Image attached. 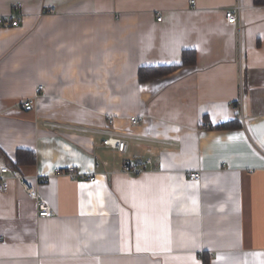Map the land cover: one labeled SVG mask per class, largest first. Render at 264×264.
Segmentation results:
<instances>
[{"label":"crops","instance_id":"crops-1","mask_svg":"<svg viewBox=\"0 0 264 264\" xmlns=\"http://www.w3.org/2000/svg\"><path fill=\"white\" fill-rule=\"evenodd\" d=\"M7 17L20 25L0 30V157L53 215L38 218L6 179L0 264H264V0H0ZM192 50L193 66L137 78ZM110 117L176 146L130 142L122 155L48 127Z\"/></svg>","mask_w":264,"mask_h":264},{"label":"built area","instance_id":"built-area-1","mask_svg":"<svg viewBox=\"0 0 264 264\" xmlns=\"http://www.w3.org/2000/svg\"><path fill=\"white\" fill-rule=\"evenodd\" d=\"M193 3V2H191ZM243 9V7L240 4H236L232 10L225 12L226 22L229 25H235L238 23V15L239 12ZM54 9L50 10V13H53ZM162 19L158 18V21L161 22ZM19 20H13L11 17H7L4 19H0V30L4 28H18L19 26ZM38 89H42L39 87ZM24 107H32L34 104V100L28 99L26 101L22 102ZM107 127L106 128H89V127H82V126H73V125H62L58 123H50L48 124V127L51 129L59 130V131H70L73 133H82L89 137H99L101 139V146L105 149H112L114 151H117L118 153L124 155V153L127 152L128 146L130 142H141L146 144H156L160 146H176V144L172 140H162L158 138H148L145 136L140 135H134L128 132H120L113 128L114 125V119L108 118L106 120ZM132 126H137L140 121L138 118H131L130 119ZM148 162V161H147ZM142 171L140 165L135 164H125L123 167V172L131 174V175H139V173ZM67 176L74 181H81L85 177L82 173L78 172L75 168H69L67 170ZM186 177L188 181L190 182H199L201 180V177L199 173L190 172L186 174ZM8 178H12L16 180L18 183H20L25 192L27 197L30 199H33L36 202V210L39 217L43 218H50L53 215V212L50 210V207L46 200L39 195V193L28 183L25 182V178L18 172L13 171L11 169H8L7 166L4 163V160L2 157H0V191L6 192L8 190V184L7 180ZM93 177H88L87 181L94 182Z\"/></svg>","mask_w":264,"mask_h":264},{"label":"trees","instance_id":"trees-1","mask_svg":"<svg viewBox=\"0 0 264 264\" xmlns=\"http://www.w3.org/2000/svg\"><path fill=\"white\" fill-rule=\"evenodd\" d=\"M181 65L178 66H164V67H142L139 68L137 78H139V81L141 83L150 81V79L160 78L164 75H168L176 70H178L181 67L185 66H193L195 64V52L192 51H184L181 58ZM237 123H225L224 125L218 126V129H224V128H233L237 127ZM17 163L22 164L23 162H33L34 157L33 155L29 153H17ZM25 155V156H23ZM23 156V157H22ZM205 264H208L205 262Z\"/></svg>","mask_w":264,"mask_h":264}]
</instances>
